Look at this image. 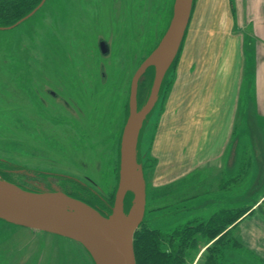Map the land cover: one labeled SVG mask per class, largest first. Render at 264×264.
<instances>
[{
  "label": "rangeland",
  "instance_id": "rangeland-1",
  "mask_svg": "<svg viewBox=\"0 0 264 264\" xmlns=\"http://www.w3.org/2000/svg\"><path fill=\"white\" fill-rule=\"evenodd\" d=\"M207 1L195 0V14L175 66L140 136L139 163L147 183L145 218L152 228L161 231L205 220L223 202L225 207L236 208L258 204L264 197V146L259 145L250 150L244 178L232 181L231 186L222 165L212 169V164L205 165L202 175L196 173L178 180L198 162H188L185 157L175 160L173 134H182L184 144L197 142L190 131L192 125L200 126L213 116L207 115V111L198 116L191 114L198 107L192 105V98L199 90L206 93L207 78L217 72L213 65L220 64L227 54L224 47L230 44L233 48L232 38L246 28V24L242 26L244 18L238 17L246 15L240 2L244 0ZM213 1L219 4L218 8L213 7ZM174 2L47 0L29 20L15 29L0 31V179L33 193L85 198L94 201L95 206L89 205L101 214L112 213L131 83L166 34ZM250 12L249 7V15ZM101 40L110 48L107 56L100 51ZM246 42L242 46L244 51ZM199 82L203 84L200 89ZM151 89L152 86L144 92L140 86L139 106L146 103ZM242 96L246 98L247 93ZM205 100L199 97V105ZM175 106L188 113L183 115L186 121H182L180 132L175 131ZM240 124L238 133L242 134ZM167 135L172 139L160 146ZM224 177L222 183H226L225 191L230 187V199L219 191ZM199 192L207 194L196 197ZM133 201L134 195L130 205L125 202L126 214ZM255 236L258 251L262 252V234ZM214 242L208 246L200 244L194 261L188 264H198ZM225 248L230 260H222L223 264H260L238 247L227 244ZM0 264L95 262L73 240L0 220Z\"/></svg>",
  "mask_w": 264,
  "mask_h": 264
},
{
  "label": "water",
  "instance_id": "water-1",
  "mask_svg": "<svg viewBox=\"0 0 264 264\" xmlns=\"http://www.w3.org/2000/svg\"><path fill=\"white\" fill-rule=\"evenodd\" d=\"M42 2L29 15L10 27L12 30L32 18L46 3ZM195 0H175L168 30L158 47L136 72L130 89L129 115L120 147V173L112 213L102 215L89 204L64 193H33L0 179V220L8 224L61 236L81 244L95 264H137L134 235L145 220L147 183L138 160V146L144 123L155 109L164 80L175 63L193 14ZM102 55L110 48L99 42ZM155 70L150 97L138 108V91L142 77ZM133 193V206L125 212V201ZM92 218L98 224L88 220Z\"/></svg>",
  "mask_w": 264,
  "mask_h": 264
},
{
  "label": "crops",
  "instance_id": "crops-1",
  "mask_svg": "<svg viewBox=\"0 0 264 264\" xmlns=\"http://www.w3.org/2000/svg\"><path fill=\"white\" fill-rule=\"evenodd\" d=\"M205 1L209 3V1ZM240 2L241 5L245 6L244 12L246 13V15H238L240 18H244L242 20L243 23L240 22L243 27L246 24V28L243 30L244 33L239 31L238 33L240 34L236 37L233 36L232 40L234 39L233 43L235 44L233 48L230 44L224 47V51L227 50V54L223 56L220 64L217 65L215 62L213 65L217 72L216 74L214 72L211 78H207L206 93L201 90L197 91L191 101L192 105L196 104L198 106L191 114L198 116L207 111V115L213 116L211 121L208 119L207 123L202 122L200 126L192 125L190 131H192L193 138L197 137L196 143L193 140L188 144L182 143V134L174 133V136H171L175 140L174 158L176 161L183 160L185 157L188 162H198L195 168L189 169V172L185 175L183 174L178 180L183 181L188 176L196 173H201L202 175L205 173L202 172V169L206 167L205 165L209 166L208 164H212L211 169L222 165L223 171L226 170L229 174L227 179H230L232 177L231 173H233L234 177L235 173L241 171L248 155H251L250 150L252 147H257V145L260 147L264 146V0H259V3L255 4L251 0ZM195 5L196 3L194 2L193 16L195 14ZM212 5L216 8L219 6L215 1L212 2ZM249 7L251 9L250 15ZM238 14H241V11H238ZM217 29L219 30V27ZM245 33L247 34L246 36H244ZM245 40H247L246 52L242 49ZM199 85L198 89L201 86L203 87L200 82ZM243 91L247 93L246 98L242 96ZM199 94H203L204 97ZM199 97L201 99L206 98L201 105H199L201 103L199 102ZM185 110L181 106L174 107L175 131L177 132L182 130V121H186V117L184 118L183 115L188 113L184 112ZM239 124L242 126V134L238 133ZM160 131L161 124L158 132ZM204 134H207L206 137ZM171 137L167 135L164 140H159L160 146L163 145V141L165 143L172 139ZM163 152L167 154L168 151L165 150ZM201 158L205 160L203 161L204 163L198 161ZM224 179L225 177L222 178V180ZM224 185L221 187L222 190L219 191L222 192V195L226 194L230 199V188L225 191ZM258 204L254 207V213L245 216L235 224L237 226L235 232L239 241L248 250L255 252L264 260V250L262 252L258 251V240L254 239L255 235L261 232L262 241L260 243L261 247H264V215L262 209L264 197ZM228 206L225 207V202H223V206L215 212L231 208L230 205ZM253 228L254 233L252 234Z\"/></svg>",
  "mask_w": 264,
  "mask_h": 264
},
{
  "label": "trees",
  "instance_id": "trees-1",
  "mask_svg": "<svg viewBox=\"0 0 264 264\" xmlns=\"http://www.w3.org/2000/svg\"><path fill=\"white\" fill-rule=\"evenodd\" d=\"M41 2L42 0H0V27L13 26L18 21L29 15L35 8H37V6H39ZM175 63L173 64L172 68H174ZM167 76L164 80L162 89L166 84ZM153 81L154 69L151 68L142 77L139 84V89L142 85V90L147 92L149 87L152 86ZM138 160L140 162L139 155ZM247 165L248 159L246 162H244L241 171L232 177V179H229L227 182L230 183L229 186H231L232 181L238 182L244 178V175L247 173ZM222 181L223 180H221V183ZM223 184L226 183H222V185ZM204 186L205 183L202 182V188H204ZM229 186L227 188H230ZM204 194L207 193L199 192L196 197L202 196ZM75 198L81 199L88 204L95 206L93 203L94 201L79 197ZM132 200L133 195H128L125 201L126 205H128V203L130 205ZM255 205L222 209L215 212L205 220L199 221L197 223H195L196 221L187 222L184 225H181V227H177L171 231H161L159 229H154L145 218V221L134 235V253L136 257V263L188 264L190 260L192 262L194 261V253L200 244L208 246L217 239L212 244V246L208 247V249L204 252L198 264H220L222 260L224 261L225 259L227 262H229L230 258L228 255H226L225 248L227 244L230 245V247L233 246L240 248V250L246 252V254L249 255L251 259L259 260L260 264H264V260L258 254L248 250L239 241L235 232L237 228L235 224L248 212L253 213L252 209L255 207ZM221 264H223V262Z\"/></svg>",
  "mask_w": 264,
  "mask_h": 264
},
{
  "label": "flooded vegetation",
  "instance_id": "flooded-vegetation-1",
  "mask_svg": "<svg viewBox=\"0 0 264 264\" xmlns=\"http://www.w3.org/2000/svg\"><path fill=\"white\" fill-rule=\"evenodd\" d=\"M162 86H163V85H162ZM160 95H161V93H160ZM148 99H149V97H148ZM148 99H147V101H148ZM159 100H160V98H159ZM147 101H146V103H147ZM158 102H159V101H158ZM146 103H145V104H146ZM145 104H144V105H145ZM144 105H143V106H144ZM157 105H158V103H157ZM157 105H156V106H157ZM143 106H142V107L139 106V91H138V108H139V110L142 109ZM155 108H156V107H155ZM154 110H155V109H154ZM154 110H153V112H154ZM153 112H152V113H153ZM152 113H151V114H152ZM151 114L148 116V118L151 116ZM128 115H129V114H128ZM148 118L146 119V121L148 120ZM146 121H145V123H146ZM145 123H144V125H145ZM102 215H104V216H109L108 212H106V213L104 212V214H102ZM145 216H146V215H145ZM144 221H145V220H144Z\"/></svg>",
  "mask_w": 264,
  "mask_h": 264
},
{
  "label": "bare ground",
  "instance_id": "bare-ground-1",
  "mask_svg": "<svg viewBox=\"0 0 264 264\" xmlns=\"http://www.w3.org/2000/svg\"><path fill=\"white\" fill-rule=\"evenodd\" d=\"M88 220L90 221V222H92V223H95V224H98L96 221H94L92 218H89L88 217ZM99 225V224H98Z\"/></svg>",
  "mask_w": 264,
  "mask_h": 264
}]
</instances>
